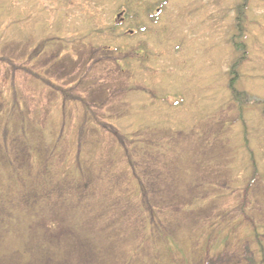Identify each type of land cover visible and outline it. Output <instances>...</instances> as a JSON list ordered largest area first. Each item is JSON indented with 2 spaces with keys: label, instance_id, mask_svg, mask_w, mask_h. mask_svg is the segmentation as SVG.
Listing matches in <instances>:
<instances>
[{
  "label": "rangeland",
  "instance_id": "rangeland-1",
  "mask_svg": "<svg viewBox=\"0 0 264 264\" xmlns=\"http://www.w3.org/2000/svg\"><path fill=\"white\" fill-rule=\"evenodd\" d=\"M0 102V264H262L264 0H0Z\"/></svg>",
  "mask_w": 264,
  "mask_h": 264
},
{
  "label": "trees",
  "instance_id": "trees-1",
  "mask_svg": "<svg viewBox=\"0 0 264 264\" xmlns=\"http://www.w3.org/2000/svg\"><path fill=\"white\" fill-rule=\"evenodd\" d=\"M232 72L234 73V69L232 70ZM235 80V77H233L232 78V81H231V83H230V88L233 90V98L237 101L238 100V102L239 101H241L242 100V98L244 99V97H245V93L244 92H240V91H237L235 88H234V81ZM3 101L2 102H5L6 100L5 99H2ZM0 104H2L1 102H0ZM22 118H24V116H22ZM24 128V127H23ZM133 137H137V136H133ZM132 137V138H133ZM139 138H141L142 136H138ZM143 138V137H142ZM132 144L136 147V148H139V149H141V147H146V146H153V147H157V150L159 151L160 149L158 148V147H160L161 146V143H159V139H158V141L156 140H154V139H152V140H147V139H141V140H136V141H133V139H132ZM30 145V144H29ZM30 148V147H29ZM32 151H34V149H32V145H31V148H30ZM153 150H154V148H152ZM163 149V148H162ZM128 151V150H127ZM36 152V151H35ZM82 156H81V151H80V149H79V151H78V155L76 156V168H78V171H79V173H76L70 180H69V182H68V185H66V186H68L69 187V189L70 190H72V189H75V190H78L79 189V191L80 192H83V193H85V195H86V192L89 190V186L90 185H88V186H86L85 184H84V188L81 186V184H80V181H79V179H78V176H80L81 178H82V180H87V179H89V176L87 177V174H86V169L87 168H83V163H82V158H81ZM113 160V162H114V160H115V157H112L111 158V161ZM45 163V162H44ZM108 163H110V160L108 161ZM115 163V162H114ZM113 163V165H107V163H106V167H107V169L106 168H103V169H105V170H102V171H104V172H107V171H109V169H111V168H113V167H115L116 165ZM129 165H131L132 167L130 168V172H128L127 174H125L126 176H128V179H129V182H132V183H135V181L134 180H137L138 179V176H137V171L135 170V168L133 167V164H132V161H130L129 162ZM129 169V168H128ZM127 169V170H128ZM109 172H111V171H109ZM73 173V172H72ZM80 178V179H81ZM62 179V180H61ZM65 182V179H63V178H59L58 180H57V184L58 185H60V187H62V186H64L63 184H65L64 183ZM75 184V185H74ZM89 184H90V181H89ZM125 200H127L126 199V197H123ZM37 202V201H36ZM151 212V211H150ZM257 235V234H256ZM169 240V239H168ZM210 244H211V242L210 241H207L206 242V247H205V252L207 251H209V253H210V251H211V246H210ZM171 245V244H170ZM260 245V244H259ZM172 246V245H171ZM261 253L263 254V261H262V264H264V250H261Z\"/></svg>",
  "mask_w": 264,
  "mask_h": 264
},
{
  "label": "flooded vegetation",
  "instance_id": "flooded-vegetation-1",
  "mask_svg": "<svg viewBox=\"0 0 264 264\" xmlns=\"http://www.w3.org/2000/svg\"><path fill=\"white\" fill-rule=\"evenodd\" d=\"M121 14H123V13H121ZM120 20L123 23L125 21V18H123V16H122V17H120ZM133 33H134V31L130 30V34H133Z\"/></svg>",
  "mask_w": 264,
  "mask_h": 264
},
{
  "label": "water",
  "instance_id": "water-1",
  "mask_svg": "<svg viewBox=\"0 0 264 264\" xmlns=\"http://www.w3.org/2000/svg\"><path fill=\"white\" fill-rule=\"evenodd\" d=\"M118 17H120V14L118 15Z\"/></svg>",
  "mask_w": 264,
  "mask_h": 264
}]
</instances>
